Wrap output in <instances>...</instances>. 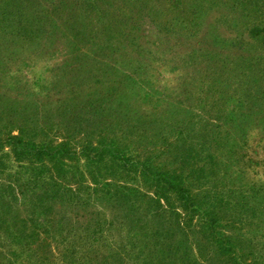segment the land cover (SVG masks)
<instances>
[{
	"label": "rangeland",
	"instance_id": "374dc122",
	"mask_svg": "<svg viewBox=\"0 0 264 264\" xmlns=\"http://www.w3.org/2000/svg\"><path fill=\"white\" fill-rule=\"evenodd\" d=\"M143 165L264 264V0H0V264H222Z\"/></svg>",
	"mask_w": 264,
	"mask_h": 264
},
{
	"label": "trees",
	"instance_id": "16d2710c",
	"mask_svg": "<svg viewBox=\"0 0 264 264\" xmlns=\"http://www.w3.org/2000/svg\"><path fill=\"white\" fill-rule=\"evenodd\" d=\"M10 143L12 144L13 151L17 157H36L41 159L43 157H53L54 152L45 145H37L34 143H24L18 137H11ZM142 175L153 181L157 185L158 196L167 193L171 190L177 197L184 203L185 209L189 211L190 215L199 214L202 217V231L211 241L215 243L219 252L218 258H222V264H250L245 260V254L240 252L228 236L221 230L222 219L217 217V213L211 211H201L200 200L186 187L178 177L169 172L150 170L146 165H143ZM220 228V231H219ZM154 260L153 257H150ZM193 264H198L194 262Z\"/></svg>",
	"mask_w": 264,
	"mask_h": 264
}]
</instances>
